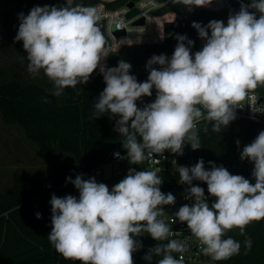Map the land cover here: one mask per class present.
<instances>
[{"label": "clouds", "instance_id": "obj_1", "mask_svg": "<svg viewBox=\"0 0 264 264\" xmlns=\"http://www.w3.org/2000/svg\"><path fill=\"white\" fill-rule=\"evenodd\" d=\"M172 3L192 11L193 6L206 7L213 0ZM18 19L15 40L23 42L27 71L33 79L43 73L52 82L51 95L59 97L65 89L87 84L99 69L106 87L94 103L92 118L109 113L119 117V133L125 137L122 145L127 155L121 157L117 152L115 156L131 164L147 158L145 149L156 154L170 150L178 155H183L185 144H190L192 150L200 149L197 125L206 122L203 130L208 132L210 123L211 131L220 133L237 118L236 109L243 107L249 92L264 84V0L241 2L240 10L229 14L226 26L219 20L203 26L193 22L192 27L205 41L202 49L193 57L194 41L177 34L178 43L170 59L160 54L147 61L149 75L145 82H138L130 74L132 65L124 60L116 67L104 63L111 49L95 7L66 0L61 7L35 6L26 16L21 12ZM153 88L154 102L139 108L136 102L151 97ZM43 102H48L46 97ZM236 143L239 146L240 142ZM240 159L254 164V184L211 161V170H206L203 158L192 167H179V182L189 186L185 199L194 202L181 206L175 218L187 224L202 254L214 261L240 254L241 243L226 238L233 229L245 236L247 255L252 240L245 229L250 223L264 220V131L243 147ZM159 172L158 168H130L111 190L95 177H69L66 182L75 186L79 198L53 194L50 199L52 230L47 238L57 254L80 264H134L133 254L142 248L136 237L147 233L156 241L168 243L151 248L144 257L146 261L151 262L155 256L162 257L157 264H185L182 254L187 245L169 240L172 229L159 218L163 206L176 201L173 194L161 191L163 179ZM194 180L207 184L208 194L215 197L211 206L204 188L193 186ZM36 217L42 219L40 213ZM173 252L181 253L180 257L175 258Z\"/></svg>", "mask_w": 264, "mask_h": 264}, {"label": "trees", "instance_id": "obj_2", "mask_svg": "<svg viewBox=\"0 0 264 264\" xmlns=\"http://www.w3.org/2000/svg\"><path fill=\"white\" fill-rule=\"evenodd\" d=\"M100 1L73 0V4L91 6ZM128 1L135 0L103 3L114 8ZM240 1L250 2L224 0L219 12L185 11L180 4L168 3L158 10L175 12L174 21L164 25L163 42L127 46L111 52L106 65L116 67L120 60H124L132 65L130 74L142 82L149 74L147 61L153 55L168 56L174 52L178 43L175 39L177 34L189 37L197 33L192 27L193 22L203 26L212 20H226L230 13L240 10ZM65 4L66 0H0V115L5 122L14 123L22 129L25 137L36 145L40 157L47 159L61 153L70 160L55 175L41 181L13 171L9 186L0 190V264H80L78 261L65 260L57 254L47 238L52 230L50 199L53 194L57 197L70 194L79 198V191L71 182H66L67 179L70 177L74 180L77 175L103 165L110 160V153L114 149L126 151L122 145L125 137L119 133L116 125L118 116L112 117L109 113L97 119L92 118L94 103L104 90L101 85L103 76L99 69L92 74L87 84L78 85L76 89H65L59 97L50 94L53 85L43 73L33 79L27 71V53L23 48L20 49L19 41L15 40L20 23L18 15L22 12L26 16L35 6L61 7ZM99 26L103 32L102 20ZM106 39L109 45L110 41ZM8 43L13 45L9 52L6 49ZM11 50L13 52L10 54ZM254 90L261 95L264 104V84ZM45 97L47 103L43 102ZM236 117L218 134L211 131L210 123L207 124L209 131L204 132L206 122H200L198 135L201 148L195 150L194 161L196 164L203 158L206 170H211V161L216 166L225 167L233 175L244 176L254 184V164L248 160L242 161L240 153L244 146L255 140L260 123ZM137 138L140 140L139 136ZM236 141L240 142L239 146ZM128 167L137 171L144 170L136 164H129ZM125 176V173H113L110 177L101 178V183H105L111 190ZM199 183L211 206L215 197L208 194L205 182ZM36 213H40L42 219H37ZM245 233L252 240L251 251L244 254L245 236L240 235L239 229H233L226 233V238L231 237L240 242L241 252L228 260L216 261V264H264V220L250 223ZM136 239L142 243V248L133 254L134 264H157L162 257L154 256L151 262L144 257L158 243L163 245L167 241H156L147 233Z\"/></svg>", "mask_w": 264, "mask_h": 264}, {"label": "built area", "instance_id": "obj_3", "mask_svg": "<svg viewBox=\"0 0 264 264\" xmlns=\"http://www.w3.org/2000/svg\"><path fill=\"white\" fill-rule=\"evenodd\" d=\"M101 0L91 7H95L101 14V20L103 21V33L109 39V47L111 52L121 50L127 46L133 45H151L161 44L164 40V25L168 22H172L175 19L174 10H168L165 12H158L164 5L171 3L172 0H135L128 1L126 4L117 6L114 8L107 7ZM133 2V6H128V3ZM243 1H240V4ZM245 3V2H243ZM224 5V0H213V3L206 7H195L194 10H208L211 12H219ZM182 9L189 11L187 6L181 5ZM255 11V10H252ZM257 15H259L257 13ZM142 19V22H138ZM228 19V18H227ZM227 19L222 20L227 25ZM116 31H122L123 33L115 36ZM210 35V32H209ZM163 37V38H162ZM194 46L191 48V52L194 54L196 51L202 49L205 41L201 40L198 36L193 40ZM187 46V45H186ZM174 52L167 57L170 59ZM107 59L104 61L106 64ZM160 66L158 65L157 69ZM102 75V74H101ZM103 76V75H102ZM104 80V79H103ZM156 97V91L149 99L148 103L154 102ZM261 95L251 90L249 96L243 101V107L236 109V116L246 118L252 121L260 123L257 128V133L264 131V120L262 119L264 112L253 113L252 109H264L263 100ZM200 124V123H199ZM197 125V130L199 128ZM119 152L121 157H126L127 151L121 152L114 149L110 153V160L103 165L97 167L88 173H83L84 179L95 177L98 183H101V178L110 177L113 173H125L131 167V164L127 159H120L115 156V153ZM195 150H192L190 144H185L183 149V155L172 153L170 150H166L164 153H151L150 150L145 149L146 159L136 165H140L144 170L160 169L158 175L163 179V185L161 191L165 194L171 193L175 196L176 201L174 205L163 206L164 213L160 219H163L169 227L172 229V234L169 236V240L175 239L181 241L187 245V250L182 254L186 264H216V261L212 260L209 256H205L201 252V245L199 241L191 234L186 223L179 222L175 218V213L179 208L185 204L191 205L194 201L185 199L186 189L188 185L181 184L179 182V167L187 166L192 167L195 165L194 161ZM109 167V173L104 172V168ZM193 186H201L199 181L194 180ZM168 243V240H166ZM177 259L181 253L173 252Z\"/></svg>", "mask_w": 264, "mask_h": 264}, {"label": "rangeland", "instance_id": "obj_4", "mask_svg": "<svg viewBox=\"0 0 264 264\" xmlns=\"http://www.w3.org/2000/svg\"><path fill=\"white\" fill-rule=\"evenodd\" d=\"M1 40L0 35V49H2ZM19 43L22 49L23 42L19 41ZM6 45L9 52L12 44ZM11 52L13 51L11 50L10 54ZM0 64H2L1 58ZM117 121L118 118L116 125L119 128ZM69 161L61 153H56L47 159L40 157L36 145L25 137L22 129L14 123L5 122L0 115V190L9 186L13 171L41 181L55 175L62 166L69 164ZM104 172L109 173L108 166L104 168Z\"/></svg>", "mask_w": 264, "mask_h": 264}, {"label": "water", "instance_id": "obj_5", "mask_svg": "<svg viewBox=\"0 0 264 264\" xmlns=\"http://www.w3.org/2000/svg\"><path fill=\"white\" fill-rule=\"evenodd\" d=\"M128 6H133V2H130V3H128ZM138 22H142V19L140 20V21H138ZM123 32L122 31H116L115 32V36H118V35H120V34H122ZM190 40H195V39H197L198 38V33H195V34H193V35H191V36H189L188 37ZM153 67H155V68H157L158 67V65H154ZM149 75V74H148ZM148 75L143 79V81L142 82H145L146 80H147V78H148ZM101 85H102V87H106V83L104 82V80L102 81V83H101ZM155 88H153L152 89V95L155 93ZM152 97V96H151ZM151 97H148V96H144V97H142L140 100H138L136 103H137V106L139 107V108H143L147 103H148V101H149V99L151 98ZM262 100V99H261Z\"/></svg>", "mask_w": 264, "mask_h": 264}]
</instances>
